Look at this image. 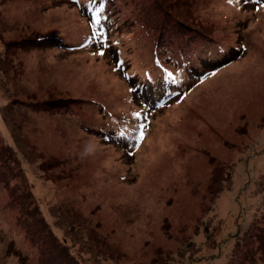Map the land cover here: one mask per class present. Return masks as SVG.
Returning a JSON list of instances; mask_svg holds the SVG:
<instances>
[{
	"label": "rangeland",
	"instance_id": "obj_1",
	"mask_svg": "<svg viewBox=\"0 0 264 264\" xmlns=\"http://www.w3.org/2000/svg\"><path fill=\"white\" fill-rule=\"evenodd\" d=\"M0 264H264V0H0Z\"/></svg>",
	"mask_w": 264,
	"mask_h": 264
},
{
	"label": "snow or ice",
	"instance_id": "obj_2",
	"mask_svg": "<svg viewBox=\"0 0 264 264\" xmlns=\"http://www.w3.org/2000/svg\"><path fill=\"white\" fill-rule=\"evenodd\" d=\"M229 2H231V0H229ZM245 2H247V0H245ZM103 54H104L103 51L97 53V55H103ZM169 75H171V74H169ZM141 127H143V125H141ZM142 135H143V133H141V137H142Z\"/></svg>",
	"mask_w": 264,
	"mask_h": 264
}]
</instances>
